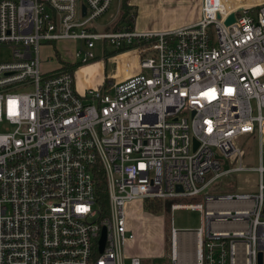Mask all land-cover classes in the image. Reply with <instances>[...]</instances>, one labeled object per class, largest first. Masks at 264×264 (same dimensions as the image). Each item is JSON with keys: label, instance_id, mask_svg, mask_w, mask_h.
Instances as JSON below:
<instances>
[{"label": "built area", "instance_id": "1", "mask_svg": "<svg viewBox=\"0 0 264 264\" xmlns=\"http://www.w3.org/2000/svg\"><path fill=\"white\" fill-rule=\"evenodd\" d=\"M110 1L0 0V264H142L123 254L124 208L145 200L200 215L192 260L170 227L151 264H264V0H200L198 21L170 30L92 29ZM58 41L81 46L69 65L98 43L134 73L78 95L72 71L39 69L40 45ZM252 143L256 168L242 162ZM247 172L255 193L212 192Z\"/></svg>", "mask_w": 264, "mask_h": 264}, {"label": "rangeland", "instance_id": "2", "mask_svg": "<svg viewBox=\"0 0 264 264\" xmlns=\"http://www.w3.org/2000/svg\"><path fill=\"white\" fill-rule=\"evenodd\" d=\"M190 0H145L141 3L147 4V14L146 17L142 19V21L147 23H167L173 19L176 18V16H183L185 12L188 11L187 14H190L191 12H194V6L195 3L189 2ZM192 2L194 0H191ZM244 2H254V3H260L262 0H242ZM131 0L126 1V8L124 10L125 16L132 15L135 16V12L137 11V15L139 18V11L140 6L138 4V8L135 10V8L130 7ZM133 2V0H132ZM231 5L235 4L233 0L228 1ZM121 4V0H111L110 5L106 11V13L97 21L89 23V26L97 30L98 32L105 31V28H109L113 25V29L117 28V23L119 25L120 19H118V13H119V7ZM181 6L184 8L181 9ZM135 7V6H134ZM177 9V10H176ZM132 12V13H131ZM194 15V13L190 14ZM122 20V19H121ZM129 23L128 18L124 20L123 24ZM79 42H72V41H58V42H50V43H44L40 45L38 49V58H39V69L41 72H51L55 71L58 68H62L63 64L66 62L71 61V63L74 62L73 59V52L76 51V49L80 48ZM93 53L96 59L88 60L84 62H79L75 65V67L72 70L73 77L80 79L81 83L84 84H90L95 79H99L100 84L103 85L106 81H111L112 83L116 80L123 79L124 77H120L116 79V76L119 74H124L127 72V70L131 69V66H128L129 63L133 60L127 56V54L122 53H116L113 52V48L111 46H106L105 49H101L98 47V43L96 44V48H94ZM55 53L57 57L55 56ZM10 56V50L9 49H0V62L6 61ZM115 57L117 58L115 60ZM127 57V58H126ZM51 58V60H48ZM60 61H59V60ZM131 62V63H132ZM130 63V64H131ZM89 64L91 68H88V70H80L77 71L78 67H86L84 65ZM128 66V67H127ZM110 82V83H111ZM263 141H264V126H263ZM246 155L243 159V165L245 167L249 168H256L258 166V144L252 143L245 149ZM225 185H232V190H227L225 192L227 193H243V194H250L255 193L257 189V175L254 172H247V173H241V174H234L224 180ZM225 189L228 187L225 186ZM201 200V196L197 198H186V199H179L176 201H173V203L176 204H192V203H198ZM162 209L158 211H144L146 214H143L142 211L137 210L135 211L134 207L132 208L131 214L126 216L127 220L128 218L132 221V224H134V242H139V249L143 250V252L150 253L152 249H154V243H159V240L164 239V241L161 243V249L163 250L162 258L159 259H150L148 258L146 260H141L142 264H151L153 262L159 263L161 262L165 257L166 253L168 251V230L171 226L175 231H195L200 227V215L197 211L190 210V209H174L169 211V205H164L161 203ZM143 207V203H142ZM126 214L129 211L128 209H125ZM144 212V213H145ZM159 217L158 219L156 218ZM158 221H161L164 223L163 228V235L159 239L157 238L158 235L155 231V229L158 227ZM165 236V238H164ZM178 245H179V258L184 259L185 261L189 260V255L192 252L193 254V245H192V236L185 235L182 233L178 234ZM188 255V257L186 255Z\"/></svg>", "mask_w": 264, "mask_h": 264}, {"label": "crops", "instance_id": "3", "mask_svg": "<svg viewBox=\"0 0 264 264\" xmlns=\"http://www.w3.org/2000/svg\"><path fill=\"white\" fill-rule=\"evenodd\" d=\"M143 1H145V0H133V2L131 0V2H130V4H131L130 7L135 8V10L138 8V4L140 3L139 4V6H140L139 15L140 16L138 18L137 11H135V16H134L132 24H131L132 25L131 28H133L134 30H137V31H164V30H170V29H175V28H179V27H183V26L192 25L195 22H197L198 19H199L200 0H194L193 2L190 0L189 2L196 4L194 6V8H193L194 12L190 13V14L194 13V15L187 14L188 13V11H187L181 17L179 16V13H178V16H176L175 19H173V20H171V21H169L167 23L166 22L163 23V24L162 23H156V22L155 23H147V21L146 22L142 21V19L146 17V14H147V11H148L147 4L141 3ZM182 8H184V7L181 6V9ZM132 12H134V10ZM116 59L117 58L115 57V60ZM66 63L69 64V63H71V61L66 62ZM130 63H129L128 66L132 65L131 69L127 70V72L124 73V74H119L118 76H116V79H118L120 77H124L125 75L127 76L129 74L134 73L133 71H134V68H135V62L133 61L131 64ZM88 65L89 64L84 65V66H86L84 68L83 67H78L77 71H79V69L80 70H82V69L88 70V68H91ZM73 68H72V70H73ZM99 81H100L99 79H95V81H93L90 84H84V83H81L80 79H77V78L73 77V73H72L73 89L78 95H82L83 92L86 89H92V88H96V87L100 86L101 84H100ZM225 186H227L228 188L225 189L224 188ZM232 189H233V187L231 185L219 184V185H216L215 187H213L211 190H212V192H225L227 190H232ZM133 207H134L133 211H135L136 208H138L137 210H140V211L143 212V214H146V212L143 210L142 202L134 201V202L127 203L125 205V208H124L125 224H126V228L132 233V235L134 233L135 226H134V224H132V221L129 218L127 220L126 216L127 215L129 216L131 214V212H132L131 210H132ZM125 209L129 210L127 212V214H126ZM146 215H148V213ZM156 218L158 219L159 217L156 216ZM161 221H158V227L155 229V231H156V233L158 235L157 238H159V239L162 237L163 232H164L163 231L164 223L161 222ZM188 232H190L189 234H190V236H192L193 232L192 231H188ZM178 233L184 234L182 231H178ZM164 238H165V236H164ZM163 241H164V239H163ZM163 241H162V239H160L158 244L155 242L154 243V249H152L150 251V253H146V252H143V250L139 249L140 243L139 242H137V243L134 242V235H133L132 240L127 241L125 243L124 249H123V254H124L125 257H128V258L135 257V258H139L141 260H146V261H147L148 258L153 259V260L154 259H159V258H162L160 256H162L161 253H163V250L161 249L160 246H161V243ZM186 256L188 257V255H186ZM191 260H192V252L189 255V260L188 261H191Z\"/></svg>", "mask_w": 264, "mask_h": 264}, {"label": "trees", "instance_id": "4", "mask_svg": "<svg viewBox=\"0 0 264 264\" xmlns=\"http://www.w3.org/2000/svg\"><path fill=\"white\" fill-rule=\"evenodd\" d=\"M126 1L127 0H121V4L119 7V13H118V19H120L119 25L117 23V28L113 29V25L110 26L109 28H105V32H114L117 31L121 28L125 29H130L132 27V21H133V14L132 15H127L125 16L124 10L126 8ZM135 12V11H134ZM128 18L129 23L123 24L124 20ZM122 19V20H121ZM55 56L57 57L56 53ZM75 65H69L68 63H64L62 68L63 69H69L72 71V68ZM95 185H96V196H95V202L97 203L96 205L99 206L101 209L106 208V195H105V188H104V181L101 177V175H95ZM143 203V209L145 211H160L162 209L161 203L159 201L155 200H145L142 202Z\"/></svg>", "mask_w": 264, "mask_h": 264}, {"label": "water", "instance_id": "5", "mask_svg": "<svg viewBox=\"0 0 264 264\" xmlns=\"http://www.w3.org/2000/svg\"><path fill=\"white\" fill-rule=\"evenodd\" d=\"M83 11V10H82ZM235 17L234 14H231L227 20L225 21V25H230L234 22ZM193 146L196 147V143L193 142ZM178 189V188H177ZM179 190V189H178ZM164 205H169V202L164 203ZM103 244H104V231L102 230L101 233V238L99 240V246H98V252L101 253L102 252V248H103ZM167 257V255H166ZM257 264H262V253L259 252L257 255Z\"/></svg>", "mask_w": 264, "mask_h": 264}]
</instances>
